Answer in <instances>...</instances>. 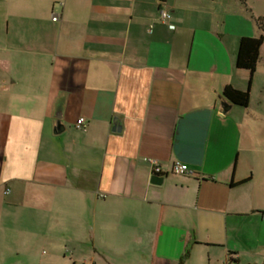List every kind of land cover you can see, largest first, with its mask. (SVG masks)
<instances>
[{"label":"crops","instance_id":"0c3cea01","mask_svg":"<svg viewBox=\"0 0 264 264\" xmlns=\"http://www.w3.org/2000/svg\"><path fill=\"white\" fill-rule=\"evenodd\" d=\"M1 6L0 264H264V0Z\"/></svg>","mask_w":264,"mask_h":264},{"label":"trees","instance_id":"16d2710c","mask_svg":"<svg viewBox=\"0 0 264 264\" xmlns=\"http://www.w3.org/2000/svg\"><path fill=\"white\" fill-rule=\"evenodd\" d=\"M259 27L264 34V17L258 20ZM264 44V35L257 38H243L240 41L239 52L237 57V68L249 71L252 75L256 72L257 65L260 61V51ZM224 97L231 103L241 107H247L250 104V91L237 90L232 86L225 88ZM231 262H234L231 257Z\"/></svg>","mask_w":264,"mask_h":264},{"label":"built area","instance_id":"2783aa9c","mask_svg":"<svg viewBox=\"0 0 264 264\" xmlns=\"http://www.w3.org/2000/svg\"><path fill=\"white\" fill-rule=\"evenodd\" d=\"M170 19H171V14L168 11H162L161 12V20L162 21L168 22ZM53 20L58 21L59 16L58 15L54 16ZM170 29L174 30L175 26L170 25ZM85 127H86V120L84 117H81L77 122V128L78 129H84ZM150 162L152 163L156 173L162 172V168H161V166L157 160L153 159V160H150ZM172 171L176 174H188V175L192 174V170L189 168V166L187 164H182V163L174 164ZM226 264H232V263L229 261Z\"/></svg>","mask_w":264,"mask_h":264},{"label":"rangeland","instance_id":"374dc122","mask_svg":"<svg viewBox=\"0 0 264 264\" xmlns=\"http://www.w3.org/2000/svg\"><path fill=\"white\" fill-rule=\"evenodd\" d=\"M0 24H3V6H1V8H0ZM4 32H5V30L3 28L2 29L0 28V48L3 46L2 36H3ZM263 55H264V44H263V47L261 50V56H263ZM259 70H261V69L259 68ZM259 80H260V82H259L258 86L263 85L264 76H262ZM50 254L51 253H49L47 250L41 249L40 252H38V253L28 254L29 255L28 262H29V264L32 262V259H30V256H33V258L35 257L38 260V262L39 261H43V262L45 261L44 264H46V260L49 259ZM52 264H55V263H52ZM60 264H74V261H72L71 254H68L65 258L60 259Z\"/></svg>","mask_w":264,"mask_h":264},{"label":"water","instance_id":"95a60500","mask_svg":"<svg viewBox=\"0 0 264 264\" xmlns=\"http://www.w3.org/2000/svg\"><path fill=\"white\" fill-rule=\"evenodd\" d=\"M234 104L231 103L228 99H226L225 97H223V99L221 100V113H223L224 115L227 114L232 108H233ZM116 121V119H115ZM62 125L60 123H58L57 125V131H61Z\"/></svg>","mask_w":264,"mask_h":264}]
</instances>
